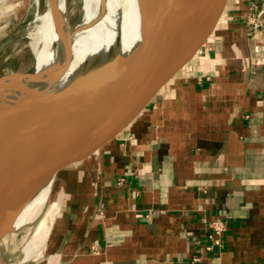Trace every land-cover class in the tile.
<instances>
[{
  "label": "crops",
  "instance_id": "1",
  "mask_svg": "<svg viewBox=\"0 0 264 264\" xmlns=\"http://www.w3.org/2000/svg\"><path fill=\"white\" fill-rule=\"evenodd\" d=\"M254 15L263 25H249ZM142 29L121 44L123 55L143 42ZM189 43L176 56L175 84L146 117L159 130L126 148L104 134L86 182L57 194L68 192L55 223L59 243L91 183H101L103 202L91 218L92 199L82 202L75 233L53 264H264V0H230L186 84L201 35ZM216 217L228 228L209 250Z\"/></svg>",
  "mask_w": 264,
  "mask_h": 264
},
{
  "label": "water",
  "instance_id": "2",
  "mask_svg": "<svg viewBox=\"0 0 264 264\" xmlns=\"http://www.w3.org/2000/svg\"><path fill=\"white\" fill-rule=\"evenodd\" d=\"M229 2L140 0L144 39L133 51L86 57L67 85L57 87L55 80L50 89L31 91L33 100L26 112L0 126V245L14 234L15 220L27 201L58 173L63 158L81 138L98 145L95 131H101L126 148L146 139L145 130L150 136L159 130L161 124L149 125L146 117L161 107L160 97L176 82L178 52L190 50L189 39L201 35V52L185 82L189 84L208 54ZM48 3L54 16L55 1ZM82 18L81 10L78 23ZM14 39L10 35L1 41L0 53ZM72 60L69 49L56 67L55 78L65 74ZM34 68L35 62L26 70L1 75L0 84L24 78ZM123 181L124 177H117L118 184ZM90 198L89 218L103 202L99 181L91 183L83 200H76L67 232L59 243L55 223L68 192L61 198L56 196L59 210L38 255L22 260L23 254H16L12 262H5L0 247V264H53L75 233L82 202Z\"/></svg>",
  "mask_w": 264,
  "mask_h": 264
},
{
  "label": "bare ground",
  "instance_id": "3",
  "mask_svg": "<svg viewBox=\"0 0 264 264\" xmlns=\"http://www.w3.org/2000/svg\"><path fill=\"white\" fill-rule=\"evenodd\" d=\"M9 1L8 8L16 11L23 9L28 4L27 0ZM54 1L57 8L54 16H52L49 3L45 11L37 13L34 70L27 72L24 78H13L0 84V126L26 112L33 100L31 93L33 89H50L55 80L57 87L67 85L77 74L78 66L86 57L97 54L106 55L109 52L122 54L120 47L125 42V37L127 35L130 37L134 31L140 28V24L143 28L140 0H83V18L74 25L70 23L67 1ZM36 3L38 4L39 0H36ZM69 49L73 51L71 66L65 74L57 79L55 78L56 67L66 58ZM95 134L101 141L105 133L95 131ZM81 143L92 146L94 151L97 149V145H94L88 138H81ZM68 155L67 153L61 164ZM52 179L47 181L27 203L35 204L43 191L49 187ZM52 203L51 216L59 207L57 199ZM26 221L25 217L18 219L14 226V234L26 226ZM40 228V230L38 229L39 235L47 232V229L44 230V226ZM37 237L35 236L24 245L22 260H29L36 253L39 248Z\"/></svg>",
  "mask_w": 264,
  "mask_h": 264
},
{
  "label": "rangeland",
  "instance_id": "4",
  "mask_svg": "<svg viewBox=\"0 0 264 264\" xmlns=\"http://www.w3.org/2000/svg\"><path fill=\"white\" fill-rule=\"evenodd\" d=\"M66 1L70 23L72 25L77 24L83 0ZM27 2L28 4L23 9L16 11L8 8L9 0H0V42L10 35L15 36L14 41L0 53V76L26 70L34 63L36 17L38 12H43L48 8V0H39L38 4L36 0H27ZM128 37V35L125 37V41ZM92 150V146L82 145L80 139L68 152L67 159L61 164L57 175L51 180L49 187L43 191L40 199L35 204L26 203L24 205L14 225L19 218L25 217L27 218L26 226L20 229L18 233L9 235L0 245L3 248L2 255L5 262H12L16 254L21 256L24 245L35 236H38L39 242L38 240L37 242L40 248L59 210L58 207L56 212L52 216L50 215L52 201L56 200L57 194L65 185L77 183V180L80 179L86 182L89 178L88 166ZM42 211H44L43 215H41ZM42 226H44V230L47 229V234L44 232L39 235L38 232ZM39 248H37L34 256L38 255Z\"/></svg>",
  "mask_w": 264,
  "mask_h": 264
},
{
  "label": "built area",
  "instance_id": "5",
  "mask_svg": "<svg viewBox=\"0 0 264 264\" xmlns=\"http://www.w3.org/2000/svg\"><path fill=\"white\" fill-rule=\"evenodd\" d=\"M260 15V14H259ZM258 15V17H259ZM253 20V21H252ZM249 25L256 27L263 25L262 21L256 20V16L248 18ZM228 225L225 218L216 217L210 221L207 234V249L211 250L215 245L220 244L223 233L227 230Z\"/></svg>",
  "mask_w": 264,
  "mask_h": 264
}]
</instances>
